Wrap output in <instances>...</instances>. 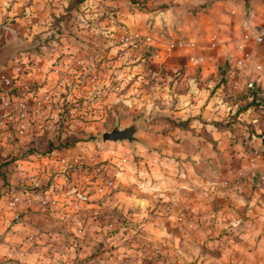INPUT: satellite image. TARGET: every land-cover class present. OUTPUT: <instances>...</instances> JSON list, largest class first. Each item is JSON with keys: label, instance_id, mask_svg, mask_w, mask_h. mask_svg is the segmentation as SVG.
<instances>
[{"label": "crops", "instance_id": "0c3cea01", "mask_svg": "<svg viewBox=\"0 0 264 264\" xmlns=\"http://www.w3.org/2000/svg\"><path fill=\"white\" fill-rule=\"evenodd\" d=\"M69 1L0 0V28L1 30L3 27L10 28L4 30L6 36L4 43L17 38L18 34H22L29 41H31L28 39L30 37L37 39L36 34L45 28L41 22L46 21L47 24L52 17L64 14ZM87 1L86 5H80L81 10L91 6L95 0ZM102 4H105L104 9H115L110 12L111 15L114 14V18L105 15L101 17L99 13L101 20L97 22L91 18L87 23L90 27L88 28L80 22L79 16L80 14L82 17L87 16V13H73L72 17H76L78 22L75 27L77 33L88 28L95 33L107 30L112 36L116 32H127L137 35L142 40L149 37L150 41L145 45L154 51L153 61L160 66V79L163 76L172 77L170 73L179 75L181 72L180 79L175 82L176 85L181 83L186 85L192 81L193 90L189 87L186 92H178V89L172 91L173 96L178 97L176 100L178 102L173 105L171 113L178 115L182 120L189 117V128L181 129L176 125H168L169 129L166 130L165 126L168 123L160 121L159 138L153 137L151 141H147L149 145L154 142L156 147H160V155L159 149L157 151L145 149L140 152L146 157L140 158L139 162L142 164L149 162L151 171L146 172L147 175H142V179L135 173L131 177L137 179L140 190L159 194L162 198L160 200L172 198L173 204L181 207L183 205L180 202L186 201L187 198L189 201L193 200V194L198 193L200 196L204 194V200L207 202L211 199L213 183L219 178L218 176L208 178L211 164L216 167L221 166V172L217 170L216 175H220L224 183L235 178L240 182L243 178L244 183L252 187L245 189L239 186L238 192L232 188L226 189V194L230 196L237 194L232 198L235 200L234 203L232 201L229 203L227 200L225 203L226 208L232 204L236 209H233L236 211L234 219L241 215L249 216L238 222L240 240L236 247L239 251H234L232 255L236 254V258L256 259L254 264H264V122H256L252 116L245 115L247 121L253 122V125L250 128L246 125L238 128L241 136L236 140L212 127L213 138L221 144L220 154L202 153L204 150L207 151L210 144L203 140V136L199 133V128L209 127L206 122L199 121V115L201 119L213 117L215 120H222L236 107L234 101L240 94L246 93L249 88L264 90V0H102ZM104 9L103 12H109ZM5 20L7 26H2ZM260 35L263 39L261 42L257 41ZM84 40L88 41V38L85 36ZM84 40L79 45L73 46L76 51L99 44L98 41H89L92 43L90 44L85 43ZM112 42L113 40L110 39L108 43L111 47ZM74 49L68 50V53H74ZM22 54L18 52L15 57ZM49 55L52 56L53 53L50 52ZM52 61L53 59L50 58L48 64ZM14 63L11 60L2 65L0 75L15 78L21 94L27 93L28 89L33 90L37 96L50 91L56 94V86L52 81L55 77H31L28 72L16 77L13 71ZM218 77H223L224 80L220 82L217 80ZM167 85L160 81V99L166 97L167 92L164 90L168 88ZM160 109L170 110L164 105H160ZM0 131L6 134L0 139V152L12 150L13 156L17 157L15 163H20L17 167L19 173L23 170V166H28L29 172L23 171L24 173L48 174L60 184L50 182L49 187L43 190L45 197L41 202L46 204L41 206L40 203L34 211L25 207L23 195L18 191L13 193V196H20L21 203L13 206L10 205L11 203H4L3 198L0 199V264H9L6 262L9 259H12L13 264H41L45 262L47 256L51 257L48 254L54 250L51 249L53 241L59 239L55 231H62L61 223L52 217L54 214L52 210L58 211H55V217L69 208L74 212H79L78 210L81 209L98 214L102 208H115L118 207L117 204L123 206V202L125 205L132 204L130 195L124 196L125 192L119 189L109 198L100 197L90 191L85 201L74 202L71 205L69 200L71 196L63 190L62 184L67 186L69 183L65 179L64 163L82 158L78 153L70 156L69 149L75 148H52L41 157L43 164L35 167V162L32 160H36L38 155L26 150L27 146L36 148V145L41 144L35 140L36 136L30 137V131L26 135L18 134L14 124L12 126L2 124ZM11 135L15 139L8 141ZM2 154L5 156L6 153ZM120 158L114 155L95 160L96 162L107 160L104 165L108 175L114 178L116 184H119L122 177L126 180L128 174L127 171L124 172L128 160L122 161L123 158ZM147 158L149 161H146ZM111 162H117L119 169L110 165ZM21 163L25 164L22 166ZM256 184L259 186H255ZM34 185L40 186V181H35ZM58 188L63 191L61 189L58 191ZM35 191L38 192L37 189ZM120 200L122 203L119 202ZM49 210L51 216H44L40 223L45 232L38 233L37 223L40 222L43 212ZM10 219L12 221H9ZM160 219L162 226L168 224L165 218ZM100 222L101 220L96 218L93 221L94 226L90 223L87 227V231L92 236L102 235ZM71 228L75 229L73 226ZM68 232L64 231L65 234ZM82 233H85V228ZM160 233L164 232L160 230ZM178 235L179 232L172 229L170 236L175 241L178 240ZM103 236L108 240L112 237L111 232ZM77 237L78 239L69 240L73 241L74 245L76 243L81 245V235ZM224 258L223 253L221 259Z\"/></svg>", "mask_w": 264, "mask_h": 264}, {"label": "rangeland", "instance_id": "374dc122", "mask_svg": "<svg viewBox=\"0 0 264 264\" xmlns=\"http://www.w3.org/2000/svg\"><path fill=\"white\" fill-rule=\"evenodd\" d=\"M86 3L88 1L83 5ZM92 3L91 6L79 10L81 13H87V16L79 15L81 21L78 19L84 27H88L87 23L90 22L91 18L97 22L100 21L99 13L101 17L108 16L102 11L105 7L102 0H95ZM100 7L102 9H99ZM104 10L109 11L110 14L115 9L105 8ZM76 19V17H67L55 22L54 17H52L47 24L46 21L45 23L41 22L45 28L36 35L38 40H40V34L43 33L42 35L46 36L43 43L34 49L22 51L23 54L18 56V59L26 63L25 65L23 62L25 65L23 67L27 70L20 74L28 72L31 77H55L52 80L54 83H52L56 86L55 102L52 103L55 105H52L51 110L46 108L44 112L46 117L41 116L40 119L45 126L42 128L31 127L32 131H30L29 136H36L35 140L41 144L36 145V148L27 146L26 151L38 155L36 160H32L35 162V167H40L43 164L41 157L58 144H60V148L74 147L75 149H69L68 153L70 156L73 153H78L79 157H82L81 160H84L83 163L89 162L88 164H91L96 162L95 160L98 158L105 159V157L110 158L114 155L123 158L122 161L126 159L128 163L124 172H128L127 179L123 180L122 177L119 184L115 183L111 196L114 191L123 190L124 196L130 195L132 204L125 205L123 202V206L117 204L118 207L115 206V208H102L98 214H92L91 211L81 209L78 210L79 212H74L69 208L55 217L57 210H52L54 213L52 217L61 223L62 231H55L56 237L59 239L56 242L53 241L54 244L51 247L54 249L53 252L50 254V251H47L51 257L47 256L45 262L41 264H254L256 259L236 258V254L232 255L234 251H239L236 247L238 240H240L238 222L240 223L244 217L249 216L241 215L235 220L234 206L230 204L226 208L225 205L226 200L229 203L230 201L234 203L235 200L232 198L237 195L236 191L232 196L226 194L227 188L237 190L239 186L245 189L252 187L248 183H244L243 178L240 182L239 179L235 178L225 180L224 183L221 176L216 175L217 170L221 172V166L216 167L211 164V169H208V178L219 177L217 181L213 180L215 181L213 189L211 190L209 187L211 199L207 202L204 200L203 193L201 196L198 193L193 194V200L189 201L187 198L186 201L180 202L183 205L181 207L173 204L172 198L160 200L162 198L159 194L140 190L137 179L131 177L135 173L138 178L142 179L144 175H147L146 172L150 173L149 162L146 164L139 162L140 158L146 157L140 152L145 149L147 151L159 149L158 152L160 151V147H156L154 142L149 145L147 141H151L153 137L159 138L160 121L168 123L165 126V129L168 130V125L173 126V122L182 120L178 115L175 116L171 113L173 105L178 102L176 101L178 97H174L172 91L178 89V92H186L189 87L190 90H193L192 81L186 85L184 83L176 85L175 82L180 79L181 72L179 75L170 73L172 77L163 76L160 79V66L154 64V51L151 48L147 49L146 45H140L139 42L131 45L125 43L124 40L121 41L127 32H116L112 36L107 30H105L106 32L103 30L100 33H95L88 30L90 28L88 27L87 30L77 33L75 30L78 23ZM59 21L62 22L59 23ZM5 22L7 23V20L3 23ZM56 26H58L57 30H55ZM98 28L102 29L101 27ZM49 29L53 31H49L47 34ZM18 35L17 38L21 37L20 39L26 40L22 34ZM85 36L88 41L84 40ZM4 37L6 36L3 35ZM35 38L30 37L28 39L34 41ZM110 39L113 40L112 47L108 45ZM83 40L90 44L92 43L89 41H98L99 44L95 46L93 44L94 47H83L76 51L73 46L79 45ZM72 49L75 52L68 53V50ZM50 52L53 53L52 56L49 55ZM32 53L34 55L31 56ZM50 58L53 61L48 64ZM16 65L17 63L13 68ZM155 71L158 72V75L153 74ZM12 79L16 82L15 78ZM217 80L221 82L224 78L218 77ZM160 81L168 84V88L164 90L167 95L161 99ZM16 87H18L17 84ZM163 102L165 103L163 104ZM160 105L168 106L170 110L160 109ZM58 109L61 110L58 112ZM57 112L59 114L56 116ZM199 117L200 119L193 116L200 122H206L209 125V127L203 126L199 129L203 128V131L215 141V144H212L203 137V140L209 142L210 146H208L207 151L204 150L202 153L212 154L216 152L220 154L219 147L221 144L213 138L212 127L214 129L215 127L211 120L215 119L213 117L201 119V115ZM228 118L229 116L215 121L224 123ZM136 121L141 124L140 129L136 132V137L141 142L130 144L128 141H102L101 134L104 131H110L116 123L120 128H123ZM200 130L199 133L202 131ZM222 133L230 135L232 140L241 136L235 127L233 130H225ZM5 136L6 134L0 131V139ZM14 139L11 135L8 141ZM48 141H50L51 147L47 144ZM2 153H6L5 156ZM12 153V150L9 152L1 150L0 152V199L3 198L4 203H11L10 205L14 206L17 203H13V193L18 191L23 195L25 204H22L34 211L40 203L41 206L46 204L41 201L45 197L43 190L49 187L50 182L60 184L57 179L48 174L30 175L24 173L23 171L29 172L28 166H23L25 163H21L23 170H20L19 173L17 167L20 163H15L14 160L17 157H14ZM21 157L23 158V154ZM100 161L107 163V160H98V162ZM146 161H149L148 158ZM116 163L111 162L110 165L119 169ZM87 166L91 167L92 170V165H86L83 167L85 170L81 171L82 174L89 171L86 170ZM90 171L87 175H90ZM65 179L67 180V177ZM37 180L40 181V186L34 185ZM71 180L67 186L62 184L63 190L69 193L68 196H71L69 198L71 205L74 202L85 201L89 194H82V192L77 194L79 192L76 193L73 190L75 183L82 185V182ZM255 186L259 185L256 184ZM60 189L58 188V191ZM81 195L84 198H81ZM66 198L68 199V197ZM119 202L122 203L121 200ZM50 212L51 210L44 211L43 215L41 214L40 222L37 223L38 233L45 232L40 223L45 218L44 216L50 215ZM83 218L86 221L83 223L85 233H77L71 227H82L81 220ZM96 218L101 220L102 235L92 236L87 231V227L90 223L94 226L93 221ZM160 218L168 220V224L162 226ZM109 222L113 223L111 227L107 225ZM95 229L97 228L95 227ZM172 229L179 232L177 241L170 236ZM160 230L164 233H160ZM64 231L69 232L65 234ZM109 232L112 236L110 240L103 236L104 234L109 235ZM80 235L81 245L77 243L74 245L72 240L70 242L69 239H78L77 236ZM223 253L225 258L221 259ZM11 261L12 259H9L6 262L13 264Z\"/></svg>", "mask_w": 264, "mask_h": 264}, {"label": "built area", "instance_id": "2783aa9c", "mask_svg": "<svg viewBox=\"0 0 264 264\" xmlns=\"http://www.w3.org/2000/svg\"><path fill=\"white\" fill-rule=\"evenodd\" d=\"M4 24V25H3ZM2 26H5L6 23H3ZM7 26V25H6ZM10 28H4L0 32V45L4 43V30H8ZM124 40L125 43L128 44H135L137 42L145 45L146 42L150 41L149 37H145L143 40L142 38L138 37L137 35L125 33V36L121 38V41ZM262 36L257 37V41L261 42ZM148 49V47H147ZM15 62L14 65L17 63L16 67L13 68L14 74H16V77L21 72L26 71L24 69L26 63L22 61L21 59H18V57H15L13 59ZM25 65H24V63ZM13 65V66H14ZM24 65V67H23ZM154 75H158V72L155 71L153 73ZM0 125L5 126H12V124L16 127V132L20 135H26L29 134V131H31V127L38 126V128H42L45 126L40 121L41 116L46 117L44 112L46 111V108L52 109V104L55 101L56 94L53 92H45L42 96H37L36 93L33 90H26L27 93H22L18 90L16 87V82L11 78L12 76H3L0 75ZM12 89H16V93L10 92ZM59 95V94H58ZM16 96V97H15ZM61 109H58V112ZM56 113L57 116L59 113ZM56 121V119H55ZM54 121V122H55ZM37 128V127H35ZM84 160H81V158H75L74 160L67 161L66 165L69 162H73L74 164L78 166H86L83 163ZM81 163V164H80ZM99 163V164H98ZM88 165H92V171H90V175L83 174L80 179H77L82 182V185H79L78 183H75L73 186V190L77 192H82V194H89L90 191L92 194L99 195L100 197H106L109 198L113 192L115 183L114 178L112 176L108 175V171L104 165V163L101 162H94ZM88 167V166H87ZM78 186V187H77ZM81 188V189H80ZM14 202L13 203H20L21 198L20 196H14ZM82 227H76L75 230L77 233H82L83 231V223H85V219L83 218L81 220ZM108 227H111L113 225L112 222H109Z\"/></svg>", "mask_w": 264, "mask_h": 264}, {"label": "trees", "instance_id": "16d2710c", "mask_svg": "<svg viewBox=\"0 0 264 264\" xmlns=\"http://www.w3.org/2000/svg\"><path fill=\"white\" fill-rule=\"evenodd\" d=\"M85 2H87V0H77V1L70 0L65 13L58 17H54L55 19L54 21L56 22L61 18L72 17L74 15L73 13L76 14L79 12L80 5H83ZM107 15L110 18H113V15L109 13H107ZM10 92L16 93L17 91L16 89H12ZM234 103L236 104V107H234L233 110H230V113L228 114L229 118L224 123L211 120L215 129L220 130V131H225V130H233L235 127L238 130V128L243 127L245 125L248 126V128H250L252 127L253 122L247 121V119L245 118V115L252 116V119L254 118L256 122H264V113H263L264 111V90L256 89V88H249L246 93L240 94L235 99ZM172 125L173 126L176 125L180 127L181 129H188L189 128V117L183 120L176 121V123L173 122ZM201 130H200L201 131L200 134L207 141L211 142L212 144H215V141L208 135V133L203 131V128ZM49 142L50 141H48L47 144L49 145V147H51ZM54 148L56 149L60 148V144L56 145ZM82 170H85L83 166H78L74 164L73 162H69L65 168V177H67V181L70 182L72 181L71 179H73V181L80 179L83 174L87 173V172H84L82 174L81 172ZM86 170L90 171L91 167L89 166L86 167Z\"/></svg>", "mask_w": 264, "mask_h": 264}, {"label": "water", "instance_id": "95a60500", "mask_svg": "<svg viewBox=\"0 0 264 264\" xmlns=\"http://www.w3.org/2000/svg\"><path fill=\"white\" fill-rule=\"evenodd\" d=\"M62 21H59L61 23ZM58 29V26L55 27V30ZM48 30L46 33L49 34ZM55 32V31H54ZM43 34V33H42ZM40 34V40L35 39L34 41L23 40L20 38H15L10 42L3 43L0 45V67L9 61L13 60L15 54L18 52L25 51L27 49H34L43 43V40L46 38L45 35ZM141 124L139 121H136L126 127L120 128L116 123L110 131H104L101 134V138L103 142L111 141V142H119V141H128L130 144L134 142H141L136 137V132L140 129ZM80 194V193H77ZM81 198L82 197L81 195Z\"/></svg>", "mask_w": 264, "mask_h": 264}]
</instances>
